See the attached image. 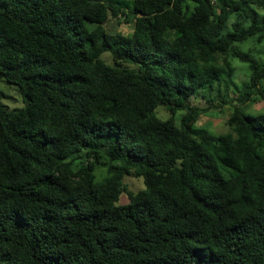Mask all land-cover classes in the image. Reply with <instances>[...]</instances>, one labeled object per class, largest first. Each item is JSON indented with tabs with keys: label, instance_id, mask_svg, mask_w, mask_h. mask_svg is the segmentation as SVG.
Wrapping results in <instances>:
<instances>
[{
	"label": "trees",
	"instance_id": "1",
	"mask_svg": "<svg viewBox=\"0 0 264 264\" xmlns=\"http://www.w3.org/2000/svg\"><path fill=\"white\" fill-rule=\"evenodd\" d=\"M263 49L264 0H0V264H264Z\"/></svg>",
	"mask_w": 264,
	"mask_h": 264
},
{
	"label": "rangeland",
	"instance_id": "2",
	"mask_svg": "<svg viewBox=\"0 0 264 264\" xmlns=\"http://www.w3.org/2000/svg\"><path fill=\"white\" fill-rule=\"evenodd\" d=\"M107 30L110 34H113L115 32L127 34L131 32L132 24H118L115 20H111L107 25ZM250 43L252 42L248 41L241 44V49L245 50L247 48V45ZM251 55L259 59L257 50L252 51ZM259 56L264 59V49ZM104 58L106 60H109L108 55H104ZM233 64L235 66V73L230 91L232 97L235 96V93H237V89L240 88L241 83L247 79L250 73L247 64L237 60H234ZM261 85L264 89V81L261 83ZM232 102V100L227 99L223 102V105L219 109L211 110L202 114L195 123V126L203 128V130L211 140H215L219 134L228 132L229 127L226 124V120L228 115L230 114ZM26 103V100L21 95L16 86L6 82L3 78L0 77V104L8 110H14L23 108ZM241 108L245 113L248 114L264 113V101H248L247 103L242 105ZM154 113L159 118H166L169 116L168 110L162 105L157 106L154 110ZM97 170H102V166H99ZM98 174L100 176H103V173L99 172ZM124 183L126 185V191L119 196V204L127 203L130 195L134 196L137 190L143 188L142 179L133 175L125 176Z\"/></svg>",
	"mask_w": 264,
	"mask_h": 264
}]
</instances>
